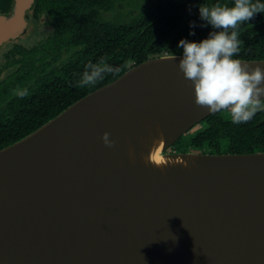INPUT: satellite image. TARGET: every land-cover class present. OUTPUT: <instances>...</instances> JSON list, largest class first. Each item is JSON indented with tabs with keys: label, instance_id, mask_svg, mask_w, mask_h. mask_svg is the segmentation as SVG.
Listing matches in <instances>:
<instances>
[{
	"label": "water",
	"instance_id": "95a60500",
	"mask_svg": "<svg viewBox=\"0 0 264 264\" xmlns=\"http://www.w3.org/2000/svg\"><path fill=\"white\" fill-rule=\"evenodd\" d=\"M181 57L131 67L0 149V264H264V151H167L216 113Z\"/></svg>",
	"mask_w": 264,
	"mask_h": 264
},
{
	"label": "trees",
	"instance_id": "16d2710c",
	"mask_svg": "<svg viewBox=\"0 0 264 264\" xmlns=\"http://www.w3.org/2000/svg\"><path fill=\"white\" fill-rule=\"evenodd\" d=\"M71 1L74 2L71 3L74 7L70 15L71 24L77 32L74 42L70 39L68 43L70 46L79 45L78 60L64 65L60 80L57 77H39L42 86L32 91L29 97L30 116L25 117V122H15L14 137H1L3 144H0V149L27 136L79 98L115 80L131 67L160 55L182 54L183 48L178 46L181 39L199 42L207 38L213 29L200 18L201 4L234 5V0ZM252 2L264 3V0ZM122 5L138 7L137 12L132 14L129 11L131 15L126 17ZM117 12H122V21L120 16L117 19ZM192 22H195L194 28ZM193 31L195 34L190 35ZM231 31L233 29L229 34ZM235 31L238 32L239 51L233 58L264 59V12L257 13L249 22H242ZM93 59L95 65L103 61L119 71L104 74V78L90 89L80 86L76 89L74 85L89 70L86 65ZM261 102L264 104V99ZM168 150L215 154L264 151V108L257 111L250 121L240 124L232 122L230 109L213 113L192 127Z\"/></svg>",
	"mask_w": 264,
	"mask_h": 264
},
{
	"label": "flooded vegetation",
	"instance_id": "af4514ba",
	"mask_svg": "<svg viewBox=\"0 0 264 264\" xmlns=\"http://www.w3.org/2000/svg\"><path fill=\"white\" fill-rule=\"evenodd\" d=\"M71 3L74 2L0 0V33L8 35L0 38V144H3L1 137L15 136V122H25V117L30 116V95L42 86L39 77L60 80L64 65L78 60L79 45L68 43L70 39L74 42L77 32L71 24L74 8ZM121 8L127 13L126 17L131 15L129 11L134 14L138 9L125 5ZM121 15L122 12H117L116 17L120 16L122 21ZM89 65H95L94 59L86 68ZM77 83L76 89L79 88ZM25 90L28 94L21 97L19 92Z\"/></svg>",
	"mask_w": 264,
	"mask_h": 264
},
{
	"label": "clouds",
	"instance_id": "9594fccd",
	"mask_svg": "<svg viewBox=\"0 0 264 264\" xmlns=\"http://www.w3.org/2000/svg\"><path fill=\"white\" fill-rule=\"evenodd\" d=\"M261 12H264V3H253L252 0H234L233 6L201 4L200 18L210 24L213 31L199 42L181 39L178 45L183 48L179 70L194 87L195 104L210 112L230 109L234 124L250 121L264 108L261 102L264 98V68L260 65L251 67L233 58L239 51L235 29ZM191 26L194 28L195 22ZM230 29L233 31L229 34ZM194 34V31L190 32V35ZM88 69L79 82L80 87L95 84L104 78L105 73L119 71L103 61L89 65ZM27 94L26 90L19 92L21 97ZM103 141L108 146L114 143L108 132L103 134Z\"/></svg>",
	"mask_w": 264,
	"mask_h": 264
}]
</instances>
